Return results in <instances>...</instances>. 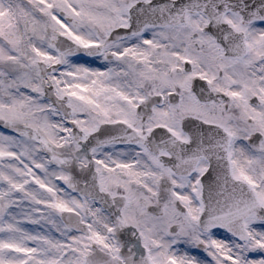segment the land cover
<instances>
[{
  "label": "snow or ice",
  "instance_id": "1",
  "mask_svg": "<svg viewBox=\"0 0 264 264\" xmlns=\"http://www.w3.org/2000/svg\"><path fill=\"white\" fill-rule=\"evenodd\" d=\"M0 264H264V0H0Z\"/></svg>",
  "mask_w": 264,
  "mask_h": 264
}]
</instances>
